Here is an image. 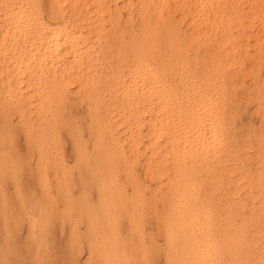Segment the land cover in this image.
<instances>
[{"label":"bare ground","instance_id":"bare-ground-1","mask_svg":"<svg viewBox=\"0 0 264 264\" xmlns=\"http://www.w3.org/2000/svg\"><path fill=\"white\" fill-rule=\"evenodd\" d=\"M9 1H0V24L3 29L0 38V54L3 58L0 56L2 58L0 65L2 66L1 62L6 58V66L9 67L5 66V72L11 75L13 73L15 76L14 79L12 78L15 81V92L21 89L28 94L30 92L42 94L43 97L39 96L44 98L45 91L48 89L54 92L57 87L60 89L63 87V94L69 90L71 84H75L74 90L79 92L80 98L86 95L87 101H90L95 108L94 111L99 110L100 125L97 128L102 136L107 132L106 135L110 140L118 124L121 126L120 129L125 127L128 130L132 127V132L129 129V135L128 133L125 135L124 132L127 130L123 128L121 135L125 136H120L121 139L124 138L121 143L127 141V149L129 147L131 154L142 152L141 154L144 155L147 152L148 161L145 162H148L146 164L148 167L144 165L143 169L150 167L149 169L153 172L151 178H155L159 183L165 180L166 183L174 185L172 189L177 195L175 196L177 202L172 204V208L177 209V215L171 219H177L182 229L181 248L177 250L184 255L191 254V264H203L204 256L208 251L211 252V248H213L212 264H264V214L261 213L264 210V129L260 135L257 130L259 136L256 137L254 134L255 138L249 139L250 135L246 134L247 140L243 141L241 138L243 142L241 144L239 142V145L231 131L235 127L231 126L233 128L230 129V125L234 124L229 119L232 117V111L231 115L228 114L229 117L226 112L236 81L242 77L240 81L243 84V76L252 70H246L248 67H245V71L241 72L240 67L236 68V65L241 62H237L241 59L243 61L245 56L251 58L249 53L251 48L247 47L258 41L256 39L259 38H257L259 33L264 39L263 0H70L73 4L80 2V5L77 4L79 6L77 11L72 9L76 11L72 19H66V15V20H60V23H42L41 19L37 22L38 18L36 19L34 15V18L29 16L23 0ZM59 2L63 7L62 1ZM68 3H65L67 9L70 5ZM57 5L59 4H56V8ZM122 9L127 10L125 16L121 14ZM36 11L38 12V9ZM64 12H62L63 15ZM72 13L69 11V14ZM36 16H39V12ZM182 26L189 31L184 29L186 32L182 34ZM253 26H256L255 32L252 30ZM258 30L259 33L255 37L254 34ZM100 35L110 37L109 42L101 43ZM262 38L261 40L259 38V41H262ZM259 41L255 45L260 44ZM200 43H202L201 49ZM256 47L258 51L259 48L257 50ZM261 48L263 49L264 45ZM254 52L255 50L252 53ZM99 54L102 56L101 60L98 57ZM256 54L254 53L255 58ZM249 57L248 60L244 58L248 61L247 63H249ZM261 57L263 56L260 54ZM263 59L264 57L259 61ZM256 61L250 62V67L254 68L257 65L258 72L259 61L258 63ZM263 64L262 62L261 65ZM175 65H178L180 77L185 79L181 88L178 85L180 79L176 82L166 79L167 71L170 72ZM252 73L256 74L255 70ZM254 74L250 75L251 78L253 76L255 78ZM251 81L255 86L256 82H253V78ZM253 86H250L251 89ZM258 86L260 87L261 83ZM250 87L242 88L249 90ZM5 88L8 90V87ZM21 90L18 91L20 94ZM72 95L71 93V97ZM34 96L36 97L35 94ZM56 97H59V92ZM32 98L30 97L27 101L31 102ZM34 98L35 103L32 102L34 106L43 103L42 100L47 101V99L36 97L37 100H34ZM25 104L27 108L30 103L27 105L25 101ZM229 107L231 108L230 105ZM21 108H23L22 105ZM230 108L227 111L230 112ZM261 120L258 121L261 122ZM230 122L232 124L228 125ZM262 123L264 125V122ZM114 124H116V130L112 132ZM245 124H243L244 129ZM250 124L247 127L251 126ZM110 125L113 126L112 129ZM77 129L79 128H75V131ZM88 134H86L87 137ZM244 134L241 133L242 136H245ZM101 135L99 136L101 139L99 152H116L112 151ZM238 136L237 139L242 137ZM115 138L117 139V135ZM115 138L113 135L112 140ZM71 139L73 143V138ZM248 145L252 146L249 148ZM122 148L121 154L124 150ZM252 148L254 154L241 155L242 152L250 153L248 149ZM125 156L127 157L124 155L123 160ZM82 157L81 159L84 158ZM135 158L137 159V156ZM136 159H133V163H136ZM141 160L144 161V159ZM78 161H80L79 157ZM152 161L153 169L149 166ZM111 173L110 170V175ZM134 174L132 173L133 176ZM132 175L130 173L129 178ZM156 185L155 187L159 188V184ZM170 186L169 184L168 189ZM145 187L148 186L145 185ZM191 192H195L196 197L193 200L191 197V200H187L185 195ZM206 192L209 194L212 192L213 201L210 200L212 204H204L211 199L207 197ZM154 194L157 197V193ZM147 207L149 209V206ZM112 208L115 209L114 206ZM212 213L213 227L209 224L210 227H207L205 222L210 219ZM156 218L158 221V217ZM162 229L164 230L165 227L162 226ZM205 229L207 234L209 233L207 236ZM169 239L171 242V238Z\"/></svg>","mask_w":264,"mask_h":264},{"label":"rangeland","instance_id":"rangeland-1","mask_svg":"<svg viewBox=\"0 0 264 264\" xmlns=\"http://www.w3.org/2000/svg\"><path fill=\"white\" fill-rule=\"evenodd\" d=\"M18 1L19 0H15V2ZM59 1H62V6L64 5L63 7H61ZM66 1L67 2H65V0H57V2L56 0H28L27 2V0H23V3L27 6L26 11H29H27L29 13V16L31 18H34V16L36 19L38 18L37 22H39L41 19L40 22L42 23H57L60 20L63 21L66 19H72L78 9L77 4L80 3L78 2L77 4H73L72 1L70 2V0ZM32 2H35L36 4H33ZM63 2H69L68 4L70 5H68V9L67 4L65 5V3L63 4ZM56 4H59L57 5V8ZM65 8L67 11L65 10ZM37 9L39 12L38 17L36 16L38 15V12L36 11ZM61 9L65 10V12L63 10L59 11ZM71 10L74 12L72 13ZM69 11L72 14H69ZM126 11L127 10L122 9L121 14H124L123 16H125ZM62 12H64V15ZM45 15L47 16L45 17ZM68 15H70L71 17H69ZM183 27L184 26H182L181 28L182 34H184L186 31H189V29H185V27ZM254 27L256 29V26H253L252 30L255 32L257 29L255 30ZM184 29L186 30L185 32ZM2 30L3 29L0 24V38ZM258 33L259 30L257 33L254 34V36L256 37ZM260 34L261 33L258 34L257 38L259 37L261 40L262 36L260 37ZM254 36L253 39L255 38ZM259 38L256 40L259 41ZM99 39L101 43H103L104 41L109 42L110 37L106 35L101 37L100 35ZM252 42H250V44ZM256 42L255 44H257ZM23 43H21L22 46ZM259 43V47H256L258 45H255L254 42V45H247V48H251L249 49L251 58L248 56L249 63H247L248 57L246 58L245 56L243 57V61H241V59L237 62H241V64L239 63L240 65H236V68L238 67L237 69H239L240 67L241 72L245 71L247 67L248 68L246 70L252 69L250 71L251 74H254L252 72H254L255 70L256 74L254 75L256 79L253 75L252 78L253 82L257 83V86L255 83V86L257 88L253 86L254 84L251 81L252 78L250 76V73H248L250 75L246 73L248 77L246 75L243 76V74H241V76H243V84L240 81L242 77L240 78L239 76L240 80L238 79L236 81L235 85H237H234L232 96L229 100L230 104L228 102L227 106V110H229L230 108L229 105L231 106L232 110L231 108L230 112L226 110L228 117L229 115H231L232 111V117L230 116L231 118L229 119L234 124L230 122L228 123V125L232 124L230 125V129L235 127L231 129V131H233V135L238 144L239 142L241 144L245 139L247 140L246 134L247 136L250 135L249 139H251V137L255 138L254 134H256L257 137L261 133H263L264 129V125L262 123L264 122V117H262L264 116V74H262L264 73V64L261 65L262 62L264 63V59L259 61V59H262L264 57V48H261L262 45H264V39L262 38V41H259ZM199 46V48L201 49L202 43H200ZM255 47L257 48V50L258 48L259 50L261 48V53L258 50L259 53L256 54L258 51H256ZM190 50L192 51V49ZM251 50H255L254 53L256 54V58L254 56V53H252L253 51ZM251 54L255 58V61H259V65L257 67L258 72L256 69L257 65L254 68L250 67V62H255ZM260 54L263 57L260 58ZM0 56L3 58L1 54ZM1 57L0 61L2 60ZM98 57H100V60L102 59L101 54H99ZM244 58L247 59V62ZM6 61V58H4V60L2 61L3 63L1 62L2 66L0 65V67H3L0 68V264H117V262H119L118 264H191V254L190 258V255L188 254H181V251L179 253V250L181 248L180 236L182 233V229L179 223L177 222V219H171L172 217L177 215V209L172 208V204L174 202H177V197L175 198V196L177 195L173 193L175 191L174 189H172L174 185L169 183L171 186L168 189L169 184L166 183L165 180H162L159 183L155 180L154 177V179L151 178V176H153V172L149 169L150 167L146 168L148 167L146 165L148 162H145L148 161V159L146 158L148 155L146 154L147 152L144 155L141 154L142 152H135L136 154H131L132 152L130 151L129 147V150L127 149L128 144L126 139V142L121 143L122 141H124V138L121 139V137H124L125 135H127V133L129 135V129L132 132L133 128L130 127L127 130L125 127H122L120 129L119 127L121 126L120 124H118L116 130V124H114V127L110 125L111 129L113 127L112 132H114V130L117 131L113 133L114 138L117 135V139L115 138L116 140H112L113 135L111 134L112 136L109 140V136L106 135L108 134L107 132L102 136V133L99 132V129L97 128V126L99 127L100 125V118L98 116H100L101 114L99 110L96 109V111H94L95 108L92 107L93 105L90 103V101H87L86 95V97L84 96V98H80L79 92H76L74 90L76 88L74 87L75 84H71L69 90L64 89L66 91L63 92V94V87H61V89L60 87H57L56 91L57 89L58 91H51L53 93H51L49 89L46 90L44 98H42V94L40 95L34 93L38 99H47L46 102L45 100H42L44 101V104L41 103L42 105L37 104L38 106H34L33 104L35 103V101H33V98L35 96L34 94H32V92H30L29 95L28 93H24L20 89L22 91V96L20 92H18L20 90H16L15 92V81H13L15 76L13 75V73L11 75V73H7V71L5 72ZM175 67L177 68V71ZM167 72L168 73H166V79L170 81L175 80V82L179 81L180 79L181 81L178 83V85L179 88H181V86H183V80L185 79L184 77H180L178 65L173 66L172 70L170 72ZM172 75L173 77H178L176 79H173ZM257 75L259 77H257ZM19 78H21V76H19ZM254 79L256 81H254ZM257 81L261 83L260 87L258 86V84L260 85V83H258ZM239 82H241V84ZM249 85L251 87L253 86V88L255 87V89L252 88V91ZM245 86L250 87L249 90L252 91V93H250L247 88L244 90ZM5 87H8V90H6ZM11 87L13 90L11 89ZM47 92L51 93V95ZM58 92L59 97H56L58 96ZM245 92H248L249 94ZM253 92L255 93L253 94ZM258 92L259 94H256ZM71 93L73 94L72 97ZM77 93L78 95H76ZM39 95L42 97H40ZM75 95L76 97H74ZM23 97H25V99ZM30 97H33L32 100H30L31 102H29V100L27 101V99H30ZM36 97L34 98V100L36 99ZM46 97H48L49 99ZM78 97L80 98V100H78ZM63 98L64 101L62 100ZM25 101L27 105L30 103L31 106L29 104V107L26 108ZM233 101H235V103ZM79 102L80 104H78ZM20 103H22L21 105L23 108H25V110L21 108ZM254 110L257 113H255ZM261 111H263L262 115H260ZM259 117H261L262 120L261 118L259 119ZM258 120H261V122H259ZM247 121H249L248 124L251 123V126L247 127ZM66 124L68 127L66 126ZM76 124H78L77 127H75ZM243 124H245V129ZM75 128L79 129L75 131ZM123 128L127 130V132H124L126 133L125 135H121V133H123L124 131ZM257 130L259 132V135ZM237 131L239 132V134ZM246 131L248 133H246ZM249 131H251L253 135H251ZM67 132L70 133V137ZM240 132L242 133V135L244 134L245 136H242ZM117 133H119V135ZM86 134H88V137ZM100 135L102 136L103 140H105V142L109 145L112 151L116 152H99L101 143V139L99 138ZM237 135L242 137L237 139ZM91 136L93 139L91 138ZM71 138H73V143L76 145L71 142ZM241 138L243 141L241 140ZM90 140L93 141L91 142ZM79 142L81 145L79 144ZM89 142H91V144ZM70 143L73 145V147ZM122 146L124 148H122ZM248 146L250 148V146L252 145ZM121 148L124 149L122 150V154ZM75 150H77L78 153H76L77 151L75 152ZM248 150L250 151V153L242 152L241 155L246 153L249 155L251 153L254 154L253 148ZM73 155H75L76 158ZM124 155H127V157L129 158L128 159L125 156L124 160L126 161V163L123 160ZM77 156L79 157L80 161H78ZM136 156L137 159L135 158ZM81 157L83 159H81ZM132 158L136 159L137 165L136 163H133L134 161ZM85 159L87 161H85ZM139 159H144V161L141 160L143 163H140L141 161ZM153 164L154 163L152 161L151 165H149L152 169L154 167L152 166ZM144 165L146 167L143 169ZM92 168L93 170H91ZM95 169H97L98 175ZM110 170L114 174L111 173L110 175ZM129 170H133L134 172H130ZM130 173L131 175L132 173H135V177L132 175L133 178L132 176H130L129 178ZM96 175L97 177L95 178ZM149 176L150 178L148 179ZM132 181L134 182V184ZM130 183L131 185H129ZM155 184H159V188H156ZM145 185H147L148 187H145ZM130 186L131 189L133 188L132 190L129 189ZM124 187L126 189H124ZM205 187H207V185ZM136 188L138 192L136 191ZM111 190L113 191V194ZM153 192H156L157 197L159 198H157ZM210 193L211 194H209V192H206L207 197L211 199H209L208 202H204V204L213 203H210V200L213 201V194L212 192ZM148 194L150 195V198ZM160 196L163 197L161 198ZM190 197L193 200L196 197L195 192H191L185 195V198H188L187 200H191ZM113 206L115 207V209L112 208ZM147 206H149V209ZM152 209L154 210L152 211ZM261 213L264 214V210L263 212L261 211ZM156 217H158V221ZM211 219L213 220V213L210 219H207V222L204 221L205 226H207L208 224L210 226L213 225V221L211 222ZM209 225L207 227H210ZM162 226L163 228L165 227L164 230L162 229ZM162 231L164 233H162ZM167 233L169 235H167ZM208 234L206 231V236ZM169 238H171V242L169 241ZM165 240H167L169 244ZM173 250L175 252H173ZM210 250L211 252L208 251L207 254L204 256L202 262L203 264L213 263V248H211ZM185 257L188 259H186Z\"/></svg>","mask_w":264,"mask_h":264}]
</instances>
